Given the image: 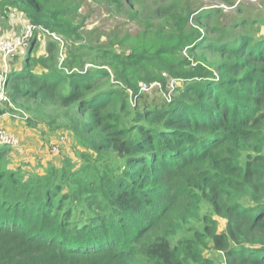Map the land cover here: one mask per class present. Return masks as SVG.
Here are the masks:
<instances>
[{"label":"trees","instance_id":"trees-1","mask_svg":"<svg viewBox=\"0 0 264 264\" xmlns=\"http://www.w3.org/2000/svg\"><path fill=\"white\" fill-rule=\"evenodd\" d=\"M126 1L113 11L149 27L130 52L127 36L81 34L58 0H2L72 45L62 66L55 43L19 56L0 125L24 113L97 156L27 175L0 145V264H264V33H188L191 15L208 27L218 12ZM185 49L224 59L213 70L170 61ZM154 66L185 81L169 102L139 92Z\"/></svg>","mask_w":264,"mask_h":264},{"label":"rangeland","instance_id":"rangeland-1","mask_svg":"<svg viewBox=\"0 0 264 264\" xmlns=\"http://www.w3.org/2000/svg\"><path fill=\"white\" fill-rule=\"evenodd\" d=\"M156 1V4H152ZM60 5L67 8V18L71 24L82 33L93 32V36H103L102 41H105L107 36L116 32L120 41L124 40V37L130 39L124 45L127 52H130L131 46L137 40V36L144 37L149 27L139 17L132 18V14L129 12V8L122 9L123 13H116L113 9L118 10V6L112 3V0H58ZM163 2L174 3L177 5L176 12L187 16L188 14L202 13L203 11H217L218 14L213 18L208 27L198 24L193 21V15H191L190 22L186 28L188 33H200L203 36H209L216 32L217 37L224 34H238V33H264V0H143L142 6H151L152 10H156L163 5ZM110 3L112 5H110ZM122 6L128 4L126 0H120ZM113 6V7H112ZM176 8V7H175ZM221 9V10H219ZM245 23V24H244ZM159 24V23H157ZM30 25L36 26L30 22L29 18L22 12L13 7H5L0 0V40L12 38L15 36H23ZM159 26V25H158ZM157 29L150 33L152 38H157ZM208 30V33H207ZM101 33V35H100ZM145 39L151 43L150 47L155 48L158 43H152L150 36H145ZM51 43H55L58 46V60L59 65L62 66L65 59L68 56L67 46L69 48L72 45V41L65 40L64 36L60 33H53L44 27L36 26V30L31 39L30 49L36 52L38 55L48 54V47ZM67 45V46H66ZM69 51V49H68ZM19 55H14L10 58L7 66L3 64L2 57L0 55V75L6 74L12 69L13 65L19 66L17 61ZM170 61L179 64L183 61L189 63L186 66L187 69H204L213 70V68L223 61L224 57L220 54L213 52L201 51L197 55H191L187 49L173 54L169 57ZM180 65V64H179ZM92 66L86 65L85 69H91ZM157 75L156 80L152 82L139 80L138 88L143 99L149 102L160 104L162 101L169 102L174 98L178 91H180L185 84L184 80H179L172 77L169 72L160 70L156 66L152 67ZM7 71V72H6ZM143 84L147 85V90L142 89ZM1 89V86H0ZM132 97V103L137 105L136 98L129 91ZM0 100V105L6 106ZM13 121L18 120V116L15 113H8ZM5 119V118H4ZM19 121V120H18ZM2 122V120H1ZM27 129H33L34 132L40 133L41 141H44V146L39 150L27 151L25 155H19L12 152L11 167L17 169L21 167L26 174H33L36 172L43 173L49 165H55L62 167L67 164V159L73 160L75 166L74 170L83 166L82 161L87 158L92 159L95 155L94 151L89 153L85 148L77 144V141L73 138L69 132L59 131L56 142H59L55 146L59 145L60 153H51L54 146L50 145L49 132L39 126L30 127L26 122L22 123ZM3 128H5L2 125ZM55 137V136H54ZM21 141V140H20ZM63 143V144H62ZM22 146V142H21ZM52 146V148L50 147ZM48 148V150L41 155L42 149ZM86 156V157H85ZM92 157V158H91ZM100 162V158L97 159V163Z\"/></svg>","mask_w":264,"mask_h":264},{"label":"built area","instance_id":"built-area-1","mask_svg":"<svg viewBox=\"0 0 264 264\" xmlns=\"http://www.w3.org/2000/svg\"><path fill=\"white\" fill-rule=\"evenodd\" d=\"M35 30H36V26L30 25L27 29V32L23 36H20V37L15 36L12 38L0 40V55L2 57V61L5 66L8 65L10 58L14 55H19L22 57L27 55L31 47L30 46L31 39L33 37ZM8 73L0 75V86H1L0 100L2 102L10 103V99L7 95ZM142 89L147 90V85L143 84ZM17 116H18L17 118L22 121H27L29 119V116L24 113L23 115H17ZM0 145L9 146L13 149L19 150L21 147V141L16 135L8 132L5 128H3L0 125ZM52 152L54 154H59L60 153L59 147L54 146L52 148Z\"/></svg>","mask_w":264,"mask_h":264},{"label":"crops","instance_id":"crops-1","mask_svg":"<svg viewBox=\"0 0 264 264\" xmlns=\"http://www.w3.org/2000/svg\"><path fill=\"white\" fill-rule=\"evenodd\" d=\"M8 117H11V116L9 114H5L2 117V125L5 127V129L8 132L16 135L22 142V146L20 147V149L19 150L15 149L16 154L25 155V152L27 151L38 150V148L40 150L41 147L44 146V141L42 140V142H40L42 139L40 136V133L34 132L35 130L33 131V129L25 128L23 126L24 124H22L23 122L18 121L19 119L17 121H13L12 119ZM39 127L42 128V131H44V129L47 131L45 126L39 125ZM58 135L60 134L59 133L56 135L49 134L50 145L55 146L56 144L59 143V142H56L57 138L59 137ZM52 146L50 147L52 148ZM47 150L48 148L45 147V149H42V152L40 154L43 155Z\"/></svg>","mask_w":264,"mask_h":264}]
</instances>
